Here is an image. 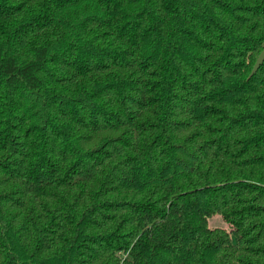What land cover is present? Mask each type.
<instances>
[{"label":"trees","instance_id":"obj_1","mask_svg":"<svg viewBox=\"0 0 264 264\" xmlns=\"http://www.w3.org/2000/svg\"><path fill=\"white\" fill-rule=\"evenodd\" d=\"M263 49L264 0H0V264H264Z\"/></svg>","mask_w":264,"mask_h":264},{"label":"rangeland","instance_id":"obj_2","mask_svg":"<svg viewBox=\"0 0 264 264\" xmlns=\"http://www.w3.org/2000/svg\"><path fill=\"white\" fill-rule=\"evenodd\" d=\"M208 224L212 227L228 228L227 223L218 214H213L208 217Z\"/></svg>","mask_w":264,"mask_h":264},{"label":"water","instance_id":"obj_3","mask_svg":"<svg viewBox=\"0 0 264 264\" xmlns=\"http://www.w3.org/2000/svg\"><path fill=\"white\" fill-rule=\"evenodd\" d=\"M263 60H264V49L257 56L253 66H252V69L250 71V75H252V74H254L256 72L258 67L262 64Z\"/></svg>","mask_w":264,"mask_h":264}]
</instances>
